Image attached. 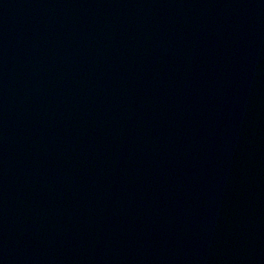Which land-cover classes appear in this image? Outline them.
<instances>
[{"label":"water","instance_id":"95a60500","mask_svg":"<svg viewBox=\"0 0 264 264\" xmlns=\"http://www.w3.org/2000/svg\"><path fill=\"white\" fill-rule=\"evenodd\" d=\"M0 264H264V0H0Z\"/></svg>","mask_w":264,"mask_h":264}]
</instances>
